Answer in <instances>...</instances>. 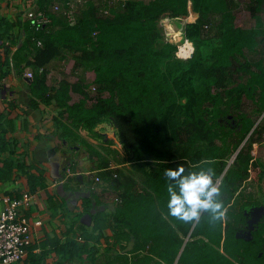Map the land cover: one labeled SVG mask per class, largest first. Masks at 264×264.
<instances>
[{"label":"trees","instance_id":"obj_1","mask_svg":"<svg viewBox=\"0 0 264 264\" xmlns=\"http://www.w3.org/2000/svg\"><path fill=\"white\" fill-rule=\"evenodd\" d=\"M65 1L37 0L36 12L51 21L37 30L29 20L33 93L45 100L52 90L53 62L73 59L74 72H93L90 82L61 81L53 96L59 116L78 117L94 135L103 122L116 125L124 159L136 171L106 172L116 206L110 215L99 212L94 227L100 234L110 229L123 249L134 239V264H264V191L252 189L264 183V164L255 157L264 133V0L247 1L251 28L235 24L237 0H89L78 6L75 23L52 11ZM189 7L198 17L184 33L196 51L185 60L176 56L177 43L163 39L159 22L184 17ZM70 90L83 95L79 103L69 104ZM180 165L214 170L223 220L202 213L185 223L167 215L164 172ZM256 210L262 212L252 222ZM72 244L70 251L87 245Z\"/></svg>","mask_w":264,"mask_h":264},{"label":"crops","instance_id":"obj_2","mask_svg":"<svg viewBox=\"0 0 264 264\" xmlns=\"http://www.w3.org/2000/svg\"><path fill=\"white\" fill-rule=\"evenodd\" d=\"M36 2L0 0V196L19 197L30 192L33 203L21 212L32 224L41 221L32 226L33 240L26 257L14 264H134L139 254L133 252L134 239L123 249L121 244L115 245L110 229L100 234L94 227L99 212L110 215L116 206L115 190L104 179L106 172L120 168L131 176L136 173L124 159L127 152L119 141L117 126L103 122L94 135L78 117L65 114L60 118L61 108L53 98L56 88L63 80L79 79L60 76L66 60L52 63L47 78L52 90L46 99L33 93V78L26 73L34 71L29 61L36 52L30 45L25 47V40L31 30L26 12ZM197 16L189 7L188 15L165 19L181 33L184 22H194ZM69 93L71 105L83 98L79 92ZM115 148L116 159L110 153ZM104 162L107 166L100 167ZM73 239L80 247L87 245L70 251ZM140 250L151 251L149 247Z\"/></svg>","mask_w":264,"mask_h":264},{"label":"built area","instance_id":"obj_3","mask_svg":"<svg viewBox=\"0 0 264 264\" xmlns=\"http://www.w3.org/2000/svg\"><path fill=\"white\" fill-rule=\"evenodd\" d=\"M89 0H66L64 9L61 4L56 2L53 7V12H64L71 23L76 22L75 13L78 12V6L84 4ZM97 2L98 0H93ZM110 6H113L121 0H106ZM27 18L32 25L38 30L51 21L49 15L46 13L36 12L35 4L26 12ZM40 44L41 42L38 41ZM190 42L185 38L184 47L180 49V53L185 48L190 50ZM189 56V55H188ZM27 76L32 78L33 71L29 70ZM94 88V87H93ZM100 177H96L98 181ZM3 203V208L0 209V264H14L22 261L32 244V226L41 224V221H35L34 224L21 212V208H28L33 203V195L30 192H25L19 197H11L10 195L0 196Z\"/></svg>","mask_w":264,"mask_h":264},{"label":"clouds","instance_id":"obj_4","mask_svg":"<svg viewBox=\"0 0 264 264\" xmlns=\"http://www.w3.org/2000/svg\"><path fill=\"white\" fill-rule=\"evenodd\" d=\"M164 175L168 181L167 215L185 223L199 221L202 213H208L212 222L223 220L227 209L212 168L194 171L180 165L166 169Z\"/></svg>","mask_w":264,"mask_h":264},{"label":"rangeland","instance_id":"obj_5","mask_svg":"<svg viewBox=\"0 0 264 264\" xmlns=\"http://www.w3.org/2000/svg\"><path fill=\"white\" fill-rule=\"evenodd\" d=\"M247 1L248 0H240V1L237 0L238 5L236 6L235 11H234V14H235L234 22L238 26H241L244 28H251V27H254L256 25V20L247 7ZM166 17H168V16H166ZM263 20H264V14H263ZM159 25H160V28L163 32V39L167 40L169 38L174 43L178 44V49L176 51L177 57L179 56V57L184 58L185 56H187L185 59V60H187L194 55V53L196 51V44H195L194 40H191V39L190 40L188 39L190 44H191V49H190L191 53H189L188 48H185V50L182 51V54L180 53V49L183 48L184 44H185L184 29H183V33L181 32L182 33V38H181L180 30H175L174 28H172L170 25V21H168V19H165V17H163V19L160 20ZM175 41H178V42H175ZM72 64H74L73 59L66 60L63 64L64 68H63V70H61L60 76L61 75H64L65 77L67 76L68 79H75V76L82 77V79H84L88 82L93 80V78H94L93 72L89 71V72L76 73L72 70ZM123 148H124V146H123ZM109 151H108V153H109ZM116 151H117V148H115L113 153L110 151V153L113 155V157L115 159H116V156L118 155V153ZM255 157L261 159L263 164H264V133H263V138L259 142L255 143ZM132 166H133V164H132ZM125 169L127 170L129 168L126 167ZM254 177H255V175H254ZM254 177H253V179H254ZM252 189L255 191L254 193L260 194L262 191H264V183L261 182V185H260L258 182H255ZM261 212H262L261 210H256L253 213L254 219H252V222L256 221L258 219V217L261 215ZM118 261L120 262L121 260L118 259ZM104 262H106V261H104ZM116 263H117V260H116ZM110 264H113V263H110Z\"/></svg>","mask_w":264,"mask_h":264},{"label":"water","instance_id":"obj_6","mask_svg":"<svg viewBox=\"0 0 264 264\" xmlns=\"http://www.w3.org/2000/svg\"><path fill=\"white\" fill-rule=\"evenodd\" d=\"M186 22H184V24H185ZM187 56H185L184 58H186ZM237 153V152H236ZM236 155V154H235ZM235 155H234V157H235ZM183 247H184V245H183ZM182 252V249H181V251H180V253ZM178 260V259H177ZM177 260H176V262H175V264L177 263Z\"/></svg>","mask_w":264,"mask_h":264}]
</instances>
